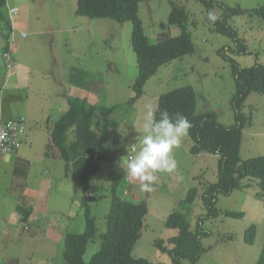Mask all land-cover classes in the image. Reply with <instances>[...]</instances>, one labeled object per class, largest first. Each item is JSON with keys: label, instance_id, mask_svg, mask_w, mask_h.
<instances>
[{"label": "rangeland", "instance_id": "rangeland-1", "mask_svg": "<svg viewBox=\"0 0 264 264\" xmlns=\"http://www.w3.org/2000/svg\"><path fill=\"white\" fill-rule=\"evenodd\" d=\"M215 1L245 11L264 6V0ZM172 3L184 6L187 11V31L194 52L159 67L146 81L142 95L128 104L133 96L131 86L138 74L131 22L120 24L109 18L77 16V0H5V6L0 9V34L7 32L6 20L15 24L16 30L13 36H8V43L13 38L11 52L16 68L0 66L4 70L0 72V119H24L25 131L18 152H29L28 166H33L36 175L26 180L28 187L25 184L16 190L14 171L7 160L0 158V264H64L65 233L84 232L81 191L72 171L66 172L62 162L56 165L61 170H56L46 167L48 164L42 161L54 122L68 108L67 98L85 97L98 108L119 106L110 115L108 159L100 162L91 181L90 214L97 232L86 246L84 262H89L99 250V236L106 229L105 215L112 189L122 199L144 201L147 206L140 238L131 253L133 258L155 264L170 262L156 243L161 241L166 248L171 247L167 241L178 232L167 229L165 220L180 210V202L192 188L197 189V195L190 212H186L187 221L190 231H198L206 212L201 194L207 185L217 181L216 155H191L192 141L187 135L174 150L176 171L157 174L150 191L141 190L138 181L125 178L121 161L134 154L130 153L131 147H139L136 129L142 127L147 109H156L159 96L177 88H193L196 114L212 112L220 124L233 125L235 116L230 100L235 82L230 63L222 55L233 59L240 68H249L255 63L264 65V23L247 13L226 18L227 25L242 42L238 45L216 31V22L224 18L223 9L218 5L206 9L199 0H152L139 3L137 10L143 33L150 43L167 35H179V29L168 23ZM14 8L17 13L10 14ZM210 10L218 17L215 22L208 20ZM20 29L27 35L24 39L20 37ZM5 43L0 35L1 53ZM242 48L245 54L238 53ZM242 113L247 123L243 128L240 159L264 156V95L250 93ZM92 130L96 137L100 136L98 111L93 117ZM37 176L48 178L51 185L45 189L38 186ZM248 182L250 186L244 190L218 196L217 217L204 220L199 229L200 245L205 252L195 263L183 260L182 264H256L264 251V194L256 180ZM35 193L42 194L43 211L36 219L21 222L15 210L18 206L28 207ZM57 198L61 199L60 203ZM74 199L77 205L69 210ZM226 211L243 213V217H227ZM55 222L63 226V232L55 234L58 240L52 237V232L43 236L47 228L62 229L58 225L53 227ZM252 225L255 226L254 242L247 245L244 233Z\"/></svg>", "mask_w": 264, "mask_h": 264}, {"label": "trees", "instance_id": "trees-1", "mask_svg": "<svg viewBox=\"0 0 264 264\" xmlns=\"http://www.w3.org/2000/svg\"><path fill=\"white\" fill-rule=\"evenodd\" d=\"M148 1L152 0H77L75 12L77 16L90 19L109 18L120 24L127 21L132 23L131 41L136 55L138 74L131 86L133 96L128 104H133L142 95L146 81L156 73L159 67L194 52V46L187 31V11L184 6L175 3L171 4L168 23L179 29V35L174 37L167 35L156 43L149 42L143 33L141 21L137 17L139 3ZM199 1L206 9L214 5L223 9L224 18L216 22V31L232 38L238 45L242 42L227 25L226 18L247 13L257 16L264 23V6L245 11L219 4L215 0ZM4 6L5 0H0V9ZM5 24L7 32L4 35L0 34L6 40L4 51L8 49V36L12 30L8 20ZM238 53L245 54L246 50L242 48L238 50ZM222 57L230 63L235 82V92L230 100L235 116L233 125L220 124L216 114L212 112L196 114V95L191 86L177 88L160 95L156 106V109L167 110L170 114L180 113L189 119L192 124L188 134L192 141L189 147L191 155L206 153L218 157L217 181L207 185L201 194V201L206 212L200 219V225L204 220L217 217L219 212L216 204L219 195L228 196L234 190H244L250 186L248 182L250 180H256L257 187L264 194V156L246 160H241L239 156L243 128L247 123L242 108L250 93L264 95V65L255 63L249 68H240L230 57L225 54ZM67 103V110L52 127L45 153L46 158L62 161L66 172L72 171L79 183L80 204L84 208V232H66L64 235L62 251L64 264H155L143 258H133L131 255L143 228V220L147 214L146 204L144 201L132 202L122 199L113 189L110 205L105 215L106 229L99 236V250L89 262H84L83 255L86 246L97 232L95 220L90 214V202L93 200L90 193L91 181L99 170L100 162L108 159L106 143L109 137V127L112 125L110 115L119 106L98 108L90 104L85 97L67 98ZM96 111L101 117L99 137H96L92 130ZM156 116L159 118V111ZM69 136L72 137L71 140ZM13 166L14 188L22 189L26 184L28 164L16 160ZM196 195L197 189H190L185 199L180 202V210L174 211L165 220L164 225L167 229L178 232L176 236L168 239L167 243L171 245L170 248H166L161 241L156 243L160 252L169 256L168 264H182L183 260L195 263L199 255L205 252L200 245V225L198 231L193 233L187 221V213L190 212ZM17 212L20 215V221L26 222L31 208L18 206ZM225 215L234 219L243 217V213L233 211H226ZM254 237L255 226L252 225L244 233V242L252 245ZM256 264H264V251Z\"/></svg>", "mask_w": 264, "mask_h": 264}, {"label": "clouds", "instance_id": "clouds-1", "mask_svg": "<svg viewBox=\"0 0 264 264\" xmlns=\"http://www.w3.org/2000/svg\"><path fill=\"white\" fill-rule=\"evenodd\" d=\"M207 15L210 22L218 19L214 11L210 10ZM10 25V36H13L12 23ZM157 111L159 118L156 116ZM191 128V122L183 114H170L167 110L149 107L142 127L136 129L139 133L136 140L139 147L133 149V155H127V158L121 161V167L126 173L125 178L138 181L141 190H152L157 174H172L176 171L174 150L180 146Z\"/></svg>", "mask_w": 264, "mask_h": 264}, {"label": "crops", "instance_id": "crops-1", "mask_svg": "<svg viewBox=\"0 0 264 264\" xmlns=\"http://www.w3.org/2000/svg\"><path fill=\"white\" fill-rule=\"evenodd\" d=\"M11 23H12V21H11ZM12 28H13V31L16 30L15 29L16 26H15V24L13 25V23H12ZM20 30H21L20 31V37H21V33H24V32L22 31V29H20ZM22 39H24V38H22ZM0 60H1L0 66L4 67L5 61H4L3 57H2L1 49H0ZM12 62L15 65L14 61H12ZM15 68H16V65H15ZM0 72L3 73L4 70L3 69L1 70V68H0ZM1 120L3 121V119H1ZM48 143H49V141H48ZM48 143H47V145H48ZM28 154H29L28 151L21 150V153L17 152V154L15 156H5V157H3L1 159L7 160V162L9 163V165H11L12 172H13V169H14V166L13 165L15 164L16 160L17 161H20V160L21 161H24V162H26L29 165L30 161L27 159ZM42 161L45 162L46 164H48V166H46V167H52V168H56V170H58V169L61 170V166H56L57 163L62 162L60 160H57V159L54 160V159L46 158L45 157V158L42 159ZM35 175H36V172L34 171L33 166H28L27 167V179L26 180L28 181L31 177L35 178ZM36 182H37V185L40 186V187H42L43 189H45L47 186L51 185V180H49L48 178H42V177H39V176L36 177ZM26 187H28L27 184H26ZM57 201H58V203H60L61 202V199L60 198H57ZM30 202H29L30 203L29 207L31 208V213H30V215L28 217V220L29 221L32 220V219H36L40 215V213L43 211L42 194H38V193L33 194V196H31V201ZM133 202H138V201H133ZM70 203L71 204H70V209L69 210H71L72 208L76 207V205H77L75 199L72 200ZM15 211H17V208H16ZM68 212H67L68 217H71L72 216V213H70V212L68 213ZM18 217H19V220H20V215H18ZM33 223H35V222H33ZM57 225L58 226H61L62 229H55V230H53V228H47V230H46V232L44 233L43 236H45L47 234V232H52V233H54V236H52V237H55V234L56 233L63 232V226L61 224L55 222V224L53 225V227H57ZM56 239L58 240V238H56Z\"/></svg>", "mask_w": 264, "mask_h": 264}, {"label": "built area", "instance_id": "built-area-1", "mask_svg": "<svg viewBox=\"0 0 264 264\" xmlns=\"http://www.w3.org/2000/svg\"><path fill=\"white\" fill-rule=\"evenodd\" d=\"M16 13L17 10L15 8L10 10V14L15 15ZM21 37L25 38L27 37V35L25 33H21ZM12 39L8 43V49L3 51L2 53V57L5 61L7 69L15 68V65L12 62L13 61L12 52H11ZM24 126L25 125L23 118L0 122V158L16 154L21 144V136L25 131ZM133 149L135 148L134 147L130 148V153L133 152Z\"/></svg>", "mask_w": 264, "mask_h": 264}]
</instances>
